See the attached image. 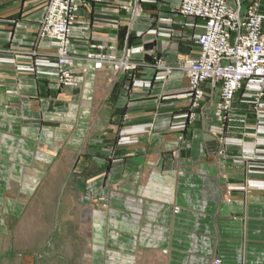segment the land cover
<instances>
[{
	"label": "crops",
	"instance_id": "1",
	"mask_svg": "<svg viewBox=\"0 0 264 264\" xmlns=\"http://www.w3.org/2000/svg\"><path fill=\"white\" fill-rule=\"evenodd\" d=\"M76 3L64 87L58 43L37 36L47 0H0V229L70 204L91 243L151 247L165 264H264L260 81L219 117L220 84L197 98L181 69L205 28L181 0ZM91 54L112 60L95 69Z\"/></svg>",
	"mask_w": 264,
	"mask_h": 264
},
{
	"label": "built area",
	"instance_id": "2",
	"mask_svg": "<svg viewBox=\"0 0 264 264\" xmlns=\"http://www.w3.org/2000/svg\"><path fill=\"white\" fill-rule=\"evenodd\" d=\"M227 1L181 0L179 6L183 16L199 18L205 23L203 33L195 41L199 48L198 58L184 61L181 69L197 98L201 94V84H220V100L216 107L220 117L230 111L234 95L244 81L254 78L264 87V14L260 11L259 0H249L244 6L235 0V9H231ZM77 10L76 0H47L37 34L38 39L58 43L59 78L66 87L75 85L70 74L74 59L68 52V34ZM88 60L93 62L95 69H100L112 58L91 54ZM122 69L130 67L126 64Z\"/></svg>",
	"mask_w": 264,
	"mask_h": 264
},
{
	"label": "rangeland",
	"instance_id": "3",
	"mask_svg": "<svg viewBox=\"0 0 264 264\" xmlns=\"http://www.w3.org/2000/svg\"><path fill=\"white\" fill-rule=\"evenodd\" d=\"M259 5L263 13L261 0ZM56 208L51 203L37 206L26 214L30 216L21 213L17 225L0 229V264H165L151 247L113 237L104 244L91 243L87 227L76 220L82 213L70 204Z\"/></svg>",
	"mask_w": 264,
	"mask_h": 264
},
{
	"label": "bare ground",
	"instance_id": "4",
	"mask_svg": "<svg viewBox=\"0 0 264 264\" xmlns=\"http://www.w3.org/2000/svg\"><path fill=\"white\" fill-rule=\"evenodd\" d=\"M92 219V218H91Z\"/></svg>",
	"mask_w": 264,
	"mask_h": 264
}]
</instances>
